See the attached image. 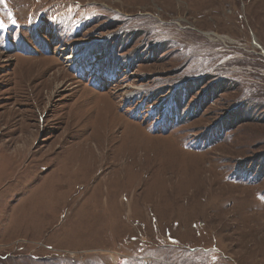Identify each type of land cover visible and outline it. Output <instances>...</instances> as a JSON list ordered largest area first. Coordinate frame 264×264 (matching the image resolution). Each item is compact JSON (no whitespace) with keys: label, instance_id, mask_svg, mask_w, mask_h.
<instances>
[{"label":"rangeland","instance_id":"374dc122","mask_svg":"<svg viewBox=\"0 0 264 264\" xmlns=\"http://www.w3.org/2000/svg\"><path fill=\"white\" fill-rule=\"evenodd\" d=\"M263 170L264 0H0V264H264Z\"/></svg>","mask_w":264,"mask_h":264},{"label":"bare ground","instance_id":"6f19581e","mask_svg":"<svg viewBox=\"0 0 264 264\" xmlns=\"http://www.w3.org/2000/svg\"><path fill=\"white\" fill-rule=\"evenodd\" d=\"M71 57H72V55L68 57V60H70ZM74 61H76V62H80L79 60H75V59H74ZM56 72H57V71H56Z\"/></svg>","mask_w":264,"mask_h":264},{"label":"trees","instance_id":"16d2710c","mask_svg":"<svg viewBox=\"0 0 264 264\" xmlns=\"http://www.w3.org/2000/svg\"><path fill=\"white\" fill-rule=\"evenodd\" d=\"M217 91H218V89L216 88L215 93H217ZM230 125H232V124H230ZM223 130H225V129H223ZM219 137H220V136H219ZM262 173H264V170H263ZM262 173H261V174H262Z\"/></svg>","mask_w":264,"mask_h":264}]
</instances>
